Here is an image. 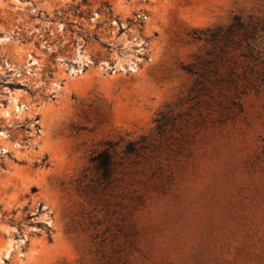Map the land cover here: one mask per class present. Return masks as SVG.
Wrapping results in <instances>:
<instances>
[{
  "label": "rangeland",
  "instance_id": "rangeland-1",
  "mask_svg": "<svg viewBox=\"0 0 264 264\" xmlns=\"http://www.w3.org/2000/svg\"><path fill=\"white\" fill-rule=\"evenodd\" d=\"M234 15L0 0V264H264L263 69L203 39Z\"/></svg>",
  "mask_w": 264,
  "mask_h": 264
},
{
  "label": "trees",
  "instance_id": "trees-1",
  "mask_svg": "<svg viewBox=\"0 0 264 264\" xmlns=\"http://www.w3.org/2000/svg\"><path fill=\"white\" fill-rule=\"evenodd\" d=\"M263 30L264 26L261 23L254 22L251 18L245 20L240 15H234L227 26L206 30L207 34H203V39L207 43L236 46L241 50L240 55L245 61L263 69L261 79L264 81V52L257 42ZM96 161L98 162L97 169L102 170L104 176H108L113 166L109 153L102 150Z\"/></svg>",
  "mask_w": 264,
  "mask_h": 264
}]
</instances>
